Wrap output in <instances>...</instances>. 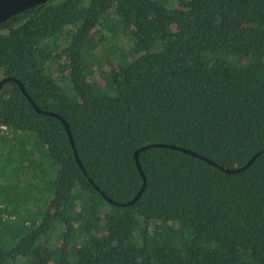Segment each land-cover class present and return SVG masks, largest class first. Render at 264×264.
Returning <instances> with one entry per match:
<instances>
[{"label": "trees", "instance_id": "obj_1", "mask_svg": "<svg viewBox=\"0 0 264 264\" xmlns=\"http://www.w3.org/2000/svg\"><path fill=\"white\" fill-rule=\"evenodd\" d=\"M6 78L84 172L5 83L0 264H264V0H50L0 25ZM149 144L260 154L143 150L121 206Z\"/></svg>", "mask_w": 264, "mask_h": 264}, {"label": "water", "instance_id": "obj_2", "mask_svg": "<svg viewBox=\"0 0 264 264\" xmlns=\"http://www.w3.org/2000/svg\"><path fill=\"white\" fill-rule=\"evenodd\" d=\"M50 0H0V25L7 21L8 19H10L11 17L19 14V13H22L23 11H26L28 9H31L35 6H39V5H43V4H46L48 3ZM7 82H13L15 83L21 93L26 97L27 101L30 103V105L32 106V108L38 113V114H43V115H47V116H50V117H53V118H56L58 119L64 129H65V132L67 134V137H68V140H69V143H70V146H71V149L73 151V155L77 161V164L79 165V167L82 169V171L84 172L79 160H78V157H77V153H76V150H75V147H74V144H73V141H72V137H71V134H70V131H69V126L68 124L66 123V121L55 115V114H52V113H49V112H43L41 110H39L35 104L33 103V101L29 98V96H27L23 86L21 83H19L18 81L14 80V79H10V78H6V79H1L0 80V88ZM158 147H163V148H170V149H173V150H178V151H181L185 154H188V155H191L193 157H197L205 162H207L208 164L210 165H213L214 167H217L220 171H222L223 173L225 174H236L238 172H241L243 170H245L255 159L256 157L260 154V153H257L255 154L253 157H251V159L241 168H238V169H223L222 167H219L217 165H215L213 162L209 161L208 159L206 158H203V157H200L198 155H196L195 153H192L188 150H185V149H179V148H176L174 146H168V145H162V144H149V145H146L142 148H140L139 150H137L135 153H134V159H135V164H136V167L138 169V171L140 172V175L142 177V180H143V185H142V188L140 189L139 193L136 195V197L129 203L127 204H121V206H128V205H131L132 203H134L138 197L140 196L143 188H144V185H145V178L143 176V174L141 173V168L139 166V163H138V154L139 152L143 151V150H147L149 148H158ZM264 152V151H263ZM90 183L91 180H89ZM101 196L103 197V199L105 201H107L108 203H111V204H115L114 202H112L109 198H107L104 194L101 193ZM117 205V204H116Z\"/></svg>", "mask_w": 264, "mask_h": 264}, {"label": "built area", "instance_id": "obj_3", "mask_svg": "<svg viewBox=\"0 0 264 264\" xmlns=\"http://www.w3.org/2000/svg\"><path fill=\"white\" fill-rule=\"evenodd\" d=\"M6 129L3 126H0V132H4Z\"/></svg>", "mask_w": 264, "mask_h": 264}]
</instances>
